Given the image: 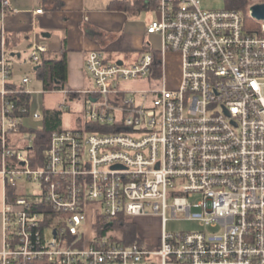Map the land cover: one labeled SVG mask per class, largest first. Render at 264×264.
<instances>
[{
	"label": "built area",
	"instance_id": "2783aa9c",
	"mask_svg": "<svg viewBox=\"0 0 264 264\" xmlns=\"http://www.w3.org/2000/svg\"><path fill=\"white\" fill-rule=\"evenodd\" d=\"M156 2L145 32L160 48L130 64L90 51L93 88L55 90L83 97L79 126L52 131L31 167L24 147L42 129L24 121L42 113L31 112L30 78L11 81L10 3L0 0V172L12 187H40L6 196L0 264H264V21L250 28L239 10L201 0ZM29 51L36 63L45 47ZM168 54L179 55L173 85ZM167 212L200 229L167 231ZM147 215L161 220L153 241L94 233L99 220L114 228Z\"/></svg>",
	"mask_w": 264,
	"mask_h": 264
},
{
	"label": "crops",
	"instance_id": "0c3cea01",
	"mask_svg": "<svg viewBox=\"0 0 264 264\" xmlns=\"http://www.w3.org/2000/svg\"><path fill=\"white\" fill-rule=\"evenodd\" d=\"M94 1L9 0L10 9L5 17V27L7 45L11 50L10 65L13 84L19 85L20 80L27 76H15L13 70V62L18 63L21 61V51L23 50L21 45L23 43L28 44L27 50L32 44L43 46L46 55L54 57H60L61 50L65 48L67 80L64 88L72 92L84 90L82 88L87 84L86 81L90 83L84 67L85 57L90 51L100 49L103 51L106 60L122 61L113 54L114 46L120 45L128 50L136 51L131 61L128 62L129 64L139 58L144 48L143 37L146 34V24L135 16L139 11L131 15L125 11L108 9L111 0L103 5L95 4ZM39 9L41 12H36ZM152 35L158 36L157 34ZM158 38L159 46H152L154 49L160 48V37L158 36ZM171 57L176 59L174 62L178 65L175 74H173L175 76V78H172L173 80L168 76V62L173 60L170 59ZM166 60L167 78L170 85H173L180 77L179 55L168 54ZM35 67L33 66L34 71L37 70ZM27 88L30 91L29 86ZM76 98L83 97L79 94ZM28 118L30 117H27L24 121L25 129ZM39 128L42 129L41 123L36 129ZM23 131L26 132V130ZM21 143L18 142L16 146L20 147L23 144ZM16 186L13 189L8 186L3 174L0 172V249L3 245V207L5 198L11 196L10 192H19L16 190Z\"/></svg>",
	"mask_w": 264,
	"mask_h": 264
},
{
	"label": "rangeland",
	"instance_id": "374dc122",
	"mask_svg": "<svg viewBox=\"0 0 264 264\" xmlns=\"http://www.w3.org/2000/svg\"><path fill=\"white\" fill-rule=\"evenodd\" d=\"M109 0H95V4H101L108 2ZM227 0H201V5L203 8H222L226 6ZM256 1H263V0H256ZM93 2V3H94ZM228 3V2H227ZM251 6V5H250ZM250 6L246 8V10H239L243 16V18L246 21V24L250 28H259L263 20L253 18L249 15V9ZM139 18L140 21H143L144 24H147L151 21H155L159 19V14L155 10H141L138 12L137 15H135ZM151 46L158 47L159 46V38L156 35H148L147 33L143 37V45L144 46ZM22 51H21V61L20 62H13V70L15 73V76H21V75H27L30 78L29 83V89L31 91V112L39 111L40 113L43 112V109L50 108V109H61L62 111V117H61V126L60 129H69L79 126L77 123V119L81 116V113L84 109V102L83 98L76 99L69 101L68 97L64 93H59L55 91L54 89H48L46 90L39 77L37 76L36 71L33 70V66L35 64L30 60L29 54L30 51L27 50L28 44L23 43L21 45ZM115 50L113 52L115 57H118L119 59H122L124 62L128 63L131 61L132 57L134 56V53L136 51L134 50H128L127 48L119 46H114ZM168 62V76L171 80L172 78H175L173 74H175V70L177 69V63L174 62L176 59L174 57H171ZM87 84L83 86L82 89H88L93 88V84L88 81H86ZM129 87V84H127ZM133 87V84H131ZM124 87H126V84H124ZM135 87H139V85H135ZM69 105L66 108L62 106L63 103H66ZM41 122V119H34L32 117L28 118L26 120V129H33L37 131V127H39V124ZM34 134V133H33ZM30 152V155L33 157L34 162L36 163V159L38 157V154L34 150H27ZM16 190L19 191L17 193L22 194H29L30 196L32 194H37L40 192V187L37 183H32L28 180L21 179L19 183L16 186ZM202 198L201 194H194L192 198H189V201L191 203H195L199 199ZM193 211L196 210V208L192 209ZM167 220L165 222L164 228L167 231L176 232V231H194L199 230V226L197 222L185 220L183 219L182 215H178V218H173L169 212L166 214ZM131 223L136 226L137 234L144 238L146 242H150L156 239V237L160 233L161 229V220L160 217L156 215H147V216H138L135 218H131L129 220ZM54 224H57V221L54 222ZM88 226V224H87ZM90 227V226H89ZM88 228V227H87ZM93 230L90 228L89 230H86L87 237L92 234ZM95 233V232H94ZM123 233L120 232L119 227H114L110 229L108 232V236L117 240L122 241L123 239ZM137 236V237H139Z\"/></svg>",
	"mask_w": 264,
	"mask_h": 264
},
{
	"label": "trees",
	"instance_id": "16d2710c",
	"mask_svg": "<svg viewBox=\"0 0 264 264\" xmlns=\"http://www.w3.org/2000/svg\"><path fill=\"white\" fill-rule=\"evenodd\" d=\"M146 1L147 0H111L110 3L108 4V9L116 10V11H125L128 14L133 15L143 9H155V7L157 6L156 0H151L150 4H147ZM255 2L257 1L227 0L226 7L245 11L248 6L254 4ZM0 9H1V4H0ZM35 66L37 67L36 71L38 73V77L41 80L42 85L46 90L51 88L54 90L64 89L67 80V62H66L65 48L61 50L60 57L46 55V51L42 52ZM72 95L69 96L71 97ZM61 117H62V111L59 109H53V108L43 109L42 120L40 122L42 125V130L35 135L31 149L38 154L36 163L34 162L33 157L30 155V152H28V156L31 161V167H37L41 162L39 160H41L43 157V149L46 147V144L48 142V136L52 131L60 129ZM24 149L30 150L28 146H25ZM40 149H42V151ZM10 187L13 189L12 186ZM10 194L13 197L16 196L18 193L10 192ZM123 223L124 225L119 227L120 232L123 233L122 241L125 243L134 240L141 241L140 238L137 237L138 234H137L136 226L126 221ZM110 229L112 228L106 227L105 224L99 220L96 223L94 231L96 234L100 236L103 234H108Z\"/></svg>",
	"mask_w": 264,
	"mask_h": 264
},
{
	"label": "water",
	"instance_id": "95a60500",
	"mask_svg": "<svg viewBox=\"0 0 264 264\" xmlns=\"http://www.w3.org/2000/svg\"><path fill=\"white\" fill-rule=\"evenodd\" d=\"M249 10L251 12L252 17L256 19H262L264 21V2H257V3L252 4ZM118 63L120 64L121 61H118ZM36 68L37 67H35V69ZM111 225L112 223H109V226Z\"/></svg>",
	"mask_w": 264,
	"mask_h": 264
}]
</instances>
